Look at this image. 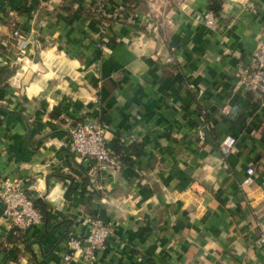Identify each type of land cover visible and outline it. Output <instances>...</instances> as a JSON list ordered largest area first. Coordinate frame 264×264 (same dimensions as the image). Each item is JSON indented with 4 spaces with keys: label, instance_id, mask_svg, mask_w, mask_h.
<instances>
[{
    "label": "crops",
    "instance_id": "1",
    "mask_svg": "<svg viewBox=\"0 0 264 264\" xmlns=\"http://www.w3.org/2000/svg\"><path fill=\"white\" fill-rule=\"evenodd\" d=\"M104 2L97 13L85 0H0V181L46 211L19 237L0 202V264H87L63 259L86 215L116 229L91 264H264V97L236 78L264 39V0ZM89 119L124 147L117 167L76 160L67 131Z\"/></svg>",
    "mask_w": 264,
    "mask_h": 264
},
{
    "label": "built area",
    "instance_id": "2",
    "mask_svg": "<svg viewBox=\"0 0 264 264\" xmlns=\"http://www.w3.org/2000/svg\"><path fill=\"white\" fill-rule=\"evenodd\" d=\"M87 6L93 12H101L105 5V0H85ZM202 24L210 31L218 29L216 14L212 10L202 13ZM156 29V26H155ZM105 32L100 30L101 35ZM13 35L18 37L17 28L13 30ZM97 48L107 51L103 40L97 38L95 41ZM167 62L172 61V57H167ZM237 85L244 89L258 90L264 97V39H259L246 60H243L236 68ZM194 89L193 84L188 85ZM228 105L222 108L226 113ZM206 112L201 110L199 124L196 130V137L199 141H204L207 132L210 130L209 123L204 120ZM69 143L75 154L76 160L82 165L91 162L96 164L100 171L119 165L118 155L107 144L103 127L97 120L89 119L84 122L75 123L67 131ZM236 145V138L233 135H225L219 143V150L223 156L229 155ZM254 169L252 166L246 168V174L239 180V185L249 186L253 182ZM97 189H101L98 185ZM0 202L3 205V214L8 222L7 232L10 235H19L27 232L37 224H41L43 214L35 206L34 198L30 196L25 187L16 180L3 179L0 181ZM78 224L84 232L71 234L65 241V261L79 257L87 264L96 260V256L101 252L106 243L115 236V226L111 221H105L99 216H82ZM264 243V233L257 239V244ZM4 245V244H3Z\"/></svg>",
    "mask_w": 264,
    "mask_h": 264
},
{
    "label": "trees",
    "instance_id": "3",
    "mask_svg": "<svg viewBox=\"0 0 264 264\" xmlns=\"http://www.w3.org/2000/svg\"><path fill=\"white\" fill-rule=\"evenodd\" d=\"M211 9L214 10V12H216L217 9H218V6L215 5V7L213 6V7H211ZM4 72H6V69L0 67V74H4ZM123 148H124V147L120 146L118 143L115 142L114 149H115V151H116V152H115L116 154H121V150H122ZM122 153H123V152H122ZM118 157H119V160H120V161L123 159V156H122V155H121V156L118 155ZM34 204H35V206L41 211V213H42L43 215H45L46 211H45V209H44V204H43L39 199L34 200ZM18 236H19V237H22V234H19Z\"/></svg>",
    "mask_w": 264,
    "mask_h": 264
}]
</instances>
